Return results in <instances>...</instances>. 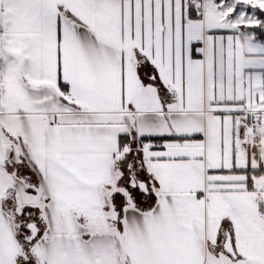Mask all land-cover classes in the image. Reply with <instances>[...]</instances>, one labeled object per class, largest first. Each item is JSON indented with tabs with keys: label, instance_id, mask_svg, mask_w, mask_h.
I'll list each match as a JSON object with an SVG mask.
<instances>
[{
	"label": "snow or ice",
	"instance_id": "6c2138e0",
	"mask_svg": "<svg viewBox=\"0 0 264 264\" xmlns=\"http://www.w3.org/2000/svg\"><path fill=\"white\" fill-rule=\"evenodd\" d=\"M0 264H264V0H0Z\"/></svg>",
	"mask_w": 264,
	"mask_h": 264
}]
</instances>
